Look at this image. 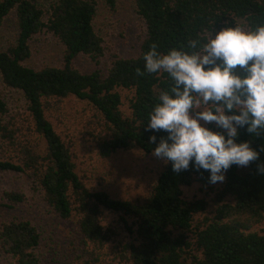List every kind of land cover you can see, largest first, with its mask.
<instances>
[{
  "label": "trees",
  "instance_id": "16d2710c",
  "mask_svg": "<svg viewBox=\"0 0 264 264\" xmlns=\"http://www.w3.org/2000/svg\"><path fill=\"white\" fill-rule=\"evenodd\" d=\"M133 1L145 26L140 50L131 57H116L103 74L99 64L105 47L94 26L98 0L51 1L47 22L39 0H0V25L15 11L18 27L15 42L0 50V78L22 91L38 135L26 143L16 140L2 122L9 107L0 97V149H14L17 155V160L0 156V173L27 174L38 193L30 198L26 188L16 184L0 191V211L3 215L13 211L0 217V264H51L42 251L39 226L16 212L24 205L35 208L32 203L37 199L41 211L46 207L63 219L78 216L83 264H97L96 249L104 250L118 236L103 223L106 211L119 214L123 230L133 236L112 249V260L118 257L123 264H264V231L254 228L264 222V174L258 171V165H264V134L253 137L240 130L238 142L249 141L260 152L259 159L247 167L233 165L216 193L212 215L200 217L208 201L186 198L183 188L196 182L213 187L209 172L190 167L175 173L164 162L144 198H117L106 190H92L76 169L70 145L49 118L53 101L73 95L98 110L106 125L96 144L99 155L134 148L151 154L167 133L145 131L149 112L171 81L162 72L137 75V68L144 69L143 56L150 45L155 43L166 53L186 46L189 39H202L213 28L264 24V0ZM44 30L53 33L64 49L60 66L25 64L32 56V39ZM81 56L90 57L95 65L87 71L78 68L75 61ZM122 90L131 93L130 115L122 110ZM153 134L155 144L149 139Z\"/></svg>",
  "mask_w": 264,
  "mask_h": 264
},
{
  "label": "rangeland",
  "instance_id": "374dc122",
  "mask_svg": "<svg viewBox=\"0 0 264 264\" xmlns=\"http://www.w3.org/2000/svg\"><path fill=\"white\" fill-rule=\"evenodd\" d=\"M39 1L45 11L44 20L47 22L51 1L56 0ZM94 26L102 37L105 47V53L100 58L99 64L103 74L108 71L112 60L116 57L136 55L145 37V26L136 13L133 0H98ZM17 34L16 12L12 11L0 25V50L12 45ZM31 47L32 56L25 61V64L35 68L62 64L64 49L53 33L47 30L38 33L32 39ZM75 65L87 71L95 65V62L88 56H81L76 59ZM122 96V110L125 115H130L131 93L122 90ZM0 97L9 107L8 113L1 118L2 122L8 124L15 133L16 140L25 141L23 143L27 140H36L38 135L34 133V124L22 91L5 85L0 78ZM47 113L70 145L76 169L88 187L92 190H106L117 198H144L148 194L164 165L162 159L155 157L153 153H144L140 148L119 150L108 157L99 155L96 144L102 139L106 125L98 110L87 101L73 95L62 101H53ZM209 127L214 128L215 125ZM1 155L17 160L14 149H0ZM14 184L25 187L30 198L31 195H38L36 184L27 174L0 173V191L13 187ZM221 185L222 183L218 182L213 187H206L196 182L185 186L183 193L188 199L202 198L208 201L207 211L200 215L203 217L212 215L216 193ZM40 202L41 200L37 199L32 203L35 208L28 210L24 205L16 212L24 217L30 216L39 226L42 232L43 253L47 254L51 264H83L78 216L73 215V218L63 219L52 214L46 207L41 211L38 206ZM12 213L13 211H9L8 214L3 215L1 210L0 217L6 218ZM120 218L119 214L104 212L103 223L113 228L118 236L108 242L104 250L96 249L100 257L97 264H123L118 257L112 260L115 256L112 249L118 245L119 240L122 245V242L131 241L133 236L123 230L124 224ZM129 223H132L130 219ZM254 228L260 232L264 231V222L256 224Z\"/></svg>",
  "mask_w": 264,
  "mask_h": 264
},
{
  "label": "clouds",
  "instance_id": "9594fccd",
  "mask_svg": "<svg viewBox=\"0 0 264 264\" xmlns=\"http://www.w3.org/2000/svg\"><path fill=\"white\" fill-rule=\"evenodd\" d=\"M143 60L137 75L162 72L171 81L156 97L145 129L167 133L153 149L155 157L175 173L203 169L209 184L223 183L233 165L259 159L260 152L238 138L241 129L264 134V24L213 28L166 53L153 43ZM149 139L157 142L155 134ZM258 171L264 174V165Z\"/></svg>",
  "mask_w": 264,
  "mask_h": 264
}]
</instances>
